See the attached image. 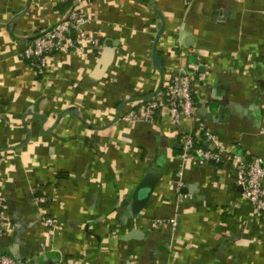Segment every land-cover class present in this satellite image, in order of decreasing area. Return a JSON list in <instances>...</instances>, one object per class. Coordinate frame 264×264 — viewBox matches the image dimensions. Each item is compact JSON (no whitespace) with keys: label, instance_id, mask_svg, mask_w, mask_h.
Here are the masks:
<instances>
[{"label":"crops","instance_id":"0c3cea01","mask_svg":"<svg viewBox=\"0 0 264 264\" xmlns=\"http://www.w3.org/2000/svg\"><path fill=\"white\" fill-rule=\"evenodd\" d=\"M71 7L0 0L1 248L26 264H264V214L242 197L234 161L183 163L179 141L191 133L209 149L208 131L264 164V0H85L101 48L52 54L39 75L23 51ZM180 68L195 78L197 121L120 119ZM147 174L159 181L130 219Z\"/></svg>","mask_w":264,"mask_h":264},{"label":"built area","instance_id":"2783aa9c","mask_svg":"<svg viewBox=\"0 0 264 264\" xmlns=\"http://www.w3.org/2000/svg\"><path fill=\"white\" fill-rule=\"evenodd\" d=\"M61 4H71V10L65 20L54 27L37 34L31 44L23 51V58L37 74L42 75L48 67V61L52 54L67 53L70 51L85 53L86 46L99 50L102 46L100 41L86 33L84 27L89 23L88 18L80 9L85 0H56ZM162 91L158 96L148 97L141 104L131 106L128 111L121 114L120 119L126 123H149L154 121L159 111L166 110L171 124L180 128L183 121H197L196 104L194 96L197 91L194 75L184 68L166 77ZM264 135V130L262 131ZM210 148L204 149L197 145L192 134H182L179 138L183 148L182 162L195 159L197 165L220 164L228 155V161L233 160L235 165V181L242 190V197L252 206L254 213L264 214V164L261 158H254L245 163L235 153H231L219 146L217 135L208 131L204 132ZM182 177V172H180ZM181 186V179L177 183ZM38 204L47 203V199L38 197ZM42 225L52 230L56 226L55 220L46 212L41 214ZM160 223V222H159ZM172 230L177 227V221L173 218L168 220ZM9 224L5 216V203L0 198V238L6 234ZM0 264H26L8 255L0 246ZM55 264H64L57 261Z\"/></svg>","mask_w":264,"mask_h":264},{"label":"water","instance_id":"95a60500","mask_svg":"<svg viewBox=\"0 0 264 264\" xmlns=\"http://www.w3.org/2000/svg\"><path fill=\"white\" fill-rule=\"evenodd\" d=\"M160 34L161 32H159V35ZM153 60L155 66H157L158 60L156 58H154ZM162 80H163V75H162ZM159 91H157V93ZM198 108L200 109V112L203 116L207 118L209 117L208 114H206L205 108H202L201 106H198ZM158 181H159L158 177L154 174H147L140 180L139 184L133 190L129 198V201L127 202L126 205L127 215L130 219L137 217L140 214L144 206L147 204ZM139 233L140 232H132L131 234H129V237H136Z\"/></svg>","mask_w":264,"mask_h":264},{"label":"trees","instance_id":"16d2710c","mask_svg":"<svg viewBox=\"0 0 264 264\" xmlns=\"http://www.w3.org/2000/svg\"><path fill=\"white\" fill-rule=\"evenodd\" d=\"M194 102H195V104H196L195 96H194Z\"/></svg>","mask_w":264,"mask_h":264}]
</instances>
